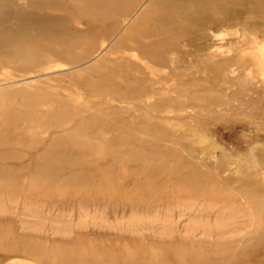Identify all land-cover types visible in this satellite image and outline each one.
<instances>
[{
    "label": "rangeland",
    "instance_id": "1",
    "mask_svg": "<svg viewBox=\"0 0 264 264\" xmlns=\"http://www.w3.org/2000/svg\"><path fill=\"white\" fill-rule=\"evenodd\" d=\"M129 1L117 16L101 0H0V264H264V0H183L173 22ZM161 12L164 35L142 34ZM164 36L162 65L118 48ZM107 58L143 98L88 92ZM23 92L54 106L4 128ZM64 104L78 112L46 127ZM95 119L115 129L78 134Z\"/></svg>",
    "mask_w": 264,
    "mask_h": 264
},
{
    "label": "bare ground",
    "instance_id": "2",
    "mask_svg": "<svg viewBox=\"0 0 264 264\" xmlns=\"http://www.w3.org/2000/svg\"><path fill=\"white\" fill-rule=\"evenodd\" d=\"M185 3H186V1H183V0H154L152 5L157 6L159 8H162V12H164V13L166 12L168 14V17H170V21L172 20L171 22H173L174 19L176 20V18H178L180 7H183V5ZM131 4L132 3L129 0H101L100 5H98V9H101V10L109 9L111 11H114V13H116L117 16H119V15L123 16V15L129 14V10L132 7ZM65 9H67V8H65ZM80 11H81V8H78V9L76 8L73 10L74 13L76 12L75 15H77ZM162 12L160 13V15L148 17V18H152V21H154L153 25L151 26L152 28L149 29L151 32L147 30V31H143L142 34L148 35L150 33L151 35H155V36H163L164 35V31L161 30L162 29L161 27L164 24H167L168 22L165 21V19H167V16H164V14ZM146 14H147L146 11L142 14V16H141L142 20H144V18L148 16ZM23 18L25 21L31 19V17L26 13H23ZM33 22L35 23L37 33H39L40 35L42 34V36L44 35V37H50V36L55 35L54 31L56 30V26L52 25V23H48V21H43V19H40L39 16H38V18H35V20ZM141 23H142V21L140 20V22L139 23L137 22L136 24L141 25ZM131 41H132L131 44H129V45L122 44L118 48H120L121 46L123 48H125L127 46L131 47L133 44L136 43V44H138L137 50H138L139 55L141 54V56H144L147 59L154 61L156 64L162 65L163 63H165L164 62V53L167 51V49H170L169 47L171 46V45L166 43L167 40L165 39V36L163 37V39H160V40L156 41L153 45H151L152 49L150 48V45H144L142 43H139L138 42L139 40H137L136 37L132 38ZM221 41H222V39H221ZM223 41H224V38H223ZM68 46L70 48V44ZM261 49H262L261 52L264 53V48H261ZM224 51H228V49H225ZM116 52L117 51H115V53ZM50 53H51L50 55H53L54 57L58 56L61 61H70V59H68L63 54L61 55V54H58L57 52H54V51H50ZM47 54H49V53H47ZM117 54H119V53H117ZM134 58H136V55L134 56ZM52 62H53V60L50 57H48V58L45 57L44 61H41L40 63L35 64L36 66H34V67H39L40 65H44V64L50 65V64H52ZM66 64H68V63H66ZM121 64L122 63H121L120 59H116V60L113 59L112 61H109L108 58L104 59L99 64L98 68H96L94 70L95 72L93 71V73L96 75V78H94L93 81L85 84V87L87 88L88 92L94 96H99V97L107 96V97L111 98L110 100H115V101H120V102H128V101L134 100V99L138 101L140 98H143L145 96L144 91L136 92V90L133 91V90H130L129 88L127 89V87L125 85H122L120 82L117 81V79H123V80L127 79V74H125V73H127L128 71L123 73V70L125 68ZM131 64L132 63H130L129 66ZM258 64H259V66L262 69L263 74H264V65L260 64V63H258ZM63 65H65V64H63ZM30 68H32V66ZM35 73H37V72H35ZM31 85H32V83H31ZM40 85H42V84H40ZM22 94H23L22 95V101L20 102V105L18 107H16V109L12 110L10 108L8 109V107H7V109L4 111V113H5L4 128H6V127L10 128L12 126L11 123H13V120L15 119V117H14V111L15 110H18V112L24 111V112H26L25 114L27 115L28 113H30L34 110L41 109L43 107L52 108L54 106L55 101L54 100L52 101L50 99L48 100V99L44 98L42 95L43 93H38V94L34 93V94H31V96L28 92H23ZM37 96H39V98H35ZM8 104L9 103H7L6 105H8ZM63 108H64V111L66 113H63V110H61ZM77 112L78 111L76 110V108L72 107L70 104H64L59 109V111H57L55 114H54V112H51L50 114L48 113L49 117H48V122L46 123V127L50 128V127H53L55 125L58 126V125L66 124V122H67L66 117H68L70 114H76ZM23 120L25 121V119H23ZM93 121L95 122L93 126L90 125V123H85L82 125V127H78L77 128L78 134H80L81 132L87 131L89 129H94L95 131H100V130L109 131V130L115 129V127L111 121L110 122L108 121L105 123L99 122L96 119L92 120V122Z\"/></svg>",
    "mask_w": 264,
    "mask_h": 264
}]
</instances>
